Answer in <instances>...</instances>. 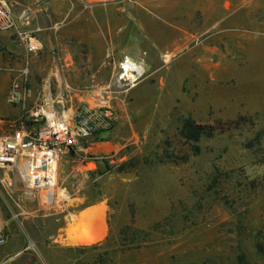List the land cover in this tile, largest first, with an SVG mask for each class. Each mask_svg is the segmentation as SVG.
Instances as JSON below:
<instances>
[{
	"label": "rangeland",
	"instance_id": "obj_1",
	"mask_svg": "<svg viewBox=\"0 0 264 264\" xmlns=\"http://www.w3.org/2000/svg\"><path fill=\"white\" fill-rule=\"evenodd\" d=\"M181 1L197 25L183 26L192 35L180 50L155 58L128 90L115 86L111 64L95 74L100 85L77 89L90 103L108 93L117 118L61 153L51 188L107 207L106 240L65 253L87 264H264V0H219L206 15L186 7L203 0ZM85 59L77 65L88 77ZM186 119L214 128L198 152L180 133ZM0 180L21 178L0 168Z\"/></svg>",
	"mask_w": 264,
	"mask_h": 264
},
{
	"label": "crops",
	"instance_id": "obj_2",
	"mask_svg": "<svg viewBox=\"0 0 264 264\" xmlns=\"http://www.w3.org/2000/svg\"><path fill=\"white\" fill-rule=\"evenodd\" d=\"M13 1L15 11L25 5L30 7L32 19L27 30L40 48L31 51L8 31H0L2 135L11 134L12 127L35 107L47 88L79 100L83 95L76 90L88 82L100 85L95 74L105 64H111L114 70L115 62L122 56L141 63L145 71H153L155 58L180 50L183 41L192 35L183 26L197 25L194 13L178 12L181 0ZM218 1L203 0L202 5L186 7L200 8L206 15L207 10L218 8ZM230 5L225 0L224 6ZM154 18L168 25L173 35L166 39L164 30L153 26ZM193 31L197 33V26ZM59 55L67 70L75 71V81L62 74L56 61ZM82 57L88 64L85 68L91 71L88 77L84 68L77 65V59ZM13 91L24 94L23 98L10 101ZM0 232L5 237L0 245V264H87L85 258L65 253L101 245L106 240L107 207L102 201L85 204L79 195L58 198L55 193L50 202H45L37 192L28 194L23 180H0Z\"/></svg>",
	"mask_w": 264,
	"mask_h": 264
},
{
	"label": "built area",
	"instance_id": "obj_3",
	"mask_svg": "<svg viewBox=\"0 0 264 264\" xmlns=\"http://www.w3.org/2000/svg\"><path fill=\"white\" fill-rule=\"evenodd\" d=\"M31 19L30 7L15 11L13 0H0V31L13 32L19 42L35 51L40 44L27 30ZM113 75L115 86L128 90L144 77L145 69L122 56L114 64ZM76 91L83 95V91ZM108 95L102 91V96L94 97V103L82 98L74 103L66 93L55 94L47 88L35 107L22 115L29 124L25 125L21 119L11 134L0 135V168H16L27 193L45 189L44 201L50 202L54 192L49 190L56 183L61 153L81 146L85 140L109 131L114 125L117 118ZM23 96L13 91L9 100L14 102ZM4 242L0 232V245Z\"/></svg>",
	"mask_w": 264,
	"mask_h": 264
},
{
	"label": "trees",
	"instance_id": "obj_4",
	"mask_svg": "<svg viewBox=\"0 0 264 264\" xmlns=\"http://www.w3.org/2000/svg\"><path fill=\"white\" fill-rule=\"evenodd\" d=\"M182 137L193 144L196 152L200 151L199 143L205 136L214 134V128L209 125L194 123L191 120H184L182 123L181 131Z\"/></svg>",
	"mask_w": 264,
	"mask_h": 264
},
{
	"label": "bare ground",
	"instance_id": "obj_5",
	"mask_svg": "<svg viewBox=\"0 0 264 264\" xmlns=\"http://www.w3.org/2000/svg\"><path fill=\"white\" fill-rule=\"evenodd\" d=\"M141 66H142V65H141ZM143 67H144V66H143ZM49 191L51 192V191H52V189H50ZM85 235H87V236H88V234H87V233H85Z\"/></svg>",
	"mask_w": 264,
	"mask_h": 264
}]
</instances>
